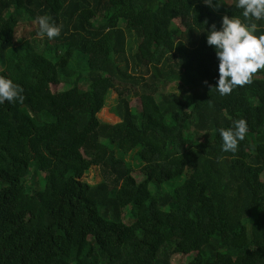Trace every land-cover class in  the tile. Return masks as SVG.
Masks as SVG:
<instances>
[{"label": "trees", "instance_id": "obj_1", "mask_svg": "<svg viewBox=\"0 0 264 264\" xmlns=\"http://www.w3.org/2000/svg\"><path fill=\"white\" fill-rule=\"evenodd\" d=\"M217 2L0 0V75L28 99L0 104V264H264V71L211 89L207 28L242 16ZM103 86L115 121L76 102Z\"/></svg>", "mask_w": 264, "mask_h": 264}, {"label": "clouds", "instance_id": "obj_2", "mask_svg": "<svg viewBox=\"0 0 264 264\" xmlns=\"http://www.w3.org/2000/svg\"><path fill=\"white\" fill-rule=\"evenodd\" d=\"M204 2L212 6V0ZM223 3L224 0H218L215 7ZM235 7L242 10V16L224 15L219 30L215 23L207 28V43L216 49L219 60V79L211 89L215 88L222 96L231 94L236 87L253 83L254 76L264 71V31L255 22L264 20V0H236ZM37 23V35L41 38L46 35L51 40L61 33L62 26L48 15L38 16ZM23 91L19 84L0 75V104L5 101L23 103ZM247 133V121L243 118L233 120L232 127L220 128L222 150L236 152Z\"/></svg>", "mask_w": 264, "mask_h": 264}, {"label": "rangeland", "instance_id": "obj_3", "mask_svg": "<svg viewBox=\"0 0 264 264\" xmlns=\"http://www.w3.org/2000/svg\"><path fill=\"white\" fill-rule=\"evenodd\" d=\"M225 1L227 3H229L231 0H225ZM2 70L3 69H1V67H0V72H2ZM100 88L103 90H93V91H90L91 94H89L87 92H83L82 94L79 95L76 102L79 101L78 104L86 106L88 104L89 100L91 99L90 100V108L94 112V114H97V116L102 121H115V120H117V117L115 114L114 106L116 104L117 94L112 90H105L106 87H104V86L100 87ZM59 89L60 88H58L57 91ZM86 89H87V87L84 90H86ZM178 89H179V86L177 83L168 84L166 86V91L177 92ZM27 100L25 98L24 102H28ZM133 167H134L133 173L137 174L139 171L137 165L133 164ZM91 174L92 173H90L89 177H87L88 180H90ZM172 260L175 264H177L180 261H183L184 257L174 256Z\"/></svg>", "mask_w": 264, "mask_h": 264}]
</instances>
